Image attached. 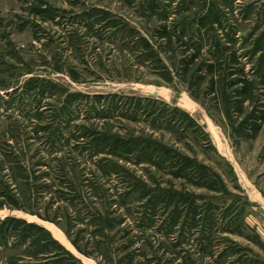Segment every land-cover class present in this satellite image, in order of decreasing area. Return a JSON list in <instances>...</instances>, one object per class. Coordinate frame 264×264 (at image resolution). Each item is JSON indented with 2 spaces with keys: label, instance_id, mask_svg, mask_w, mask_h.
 <instances>
[{
  "label": "rangeland",
  "instance_id": "rangeland-1",
  "mask_svg": "<svg viewBox=\"0 0 264 264\" xmlns=\"http://www.w3.org/2000/svg\"><path fill=\"white\" fill-rule=\"evenodd\" d=\"M155 1L0 0V225L34 223L53 240L42 251L6 232L0 264H264V0ZM101 11L125 25L114 37L84 25ZM164 25L176 27L171 44L156 39ZM220 49L215 96L201 68ZM240 77L254 84L243 103ZM108 94L133 97L148 116L101 126L86 101ZM97 132L167 162L92 157ZM100 159L117 167L97 169ZM177 161L186 177L174 175Z\"/></svg>",
  "mask_w": 264,
  "mask_h": 264
},
{
  "label": "trees",
  "instance_id": "trees-1",
  "mask_svg": "<svg viewBox=\"0 0 264 264\" xmlns=\"http://www.w3.org/2000/svg\"><path fill=\"white\" fill-rule=\"evenodd\" d=\"M150 3V8L153 9L154 3L156 4L155 0H149ZM145 15V14H144ZM163 17H165V14L162 13ZM93 21L91 23H84L86 25V28L91 29V27L94 24H97L99 26L100 31H97L96 34L100 35L103 34L105 36L109 37H114L115 33L118 31L122 30V27L125 26L123 25L122 22L119 20H113L110 19L109 15L106 12H100L98 18L92 17ZM91 19V18H90ZM200 25H205V18L202 17L200 19ZM112 29L115 31L113 32ZM96 30V29H95ZM125 30V28H123ZM106 33H104V32ZM124 33V32H123ZM175 33H176V27L173 32L170 31V29L164 25L162 27H159V29L156 32V39L166 42V44H171L173 40L175 39ZM124 35V34H123ZM127 36V34H126ZM202 37V36H201ZM133 39V38H132ZM125 45H129L128 43L131 44L132 47L135 48H141L142 51H144L145 47L147 48L146 51L147 53L144 54L142 51L139 53V57H145L146 59L149 58L155 59L157 57V52L153 50V44H150L149 42H145V40L140 39L139 41L137 40H130V42H125ZM122 40V41H123ZM128 41V40H127ZM200 56V50L199 48H196V51L194 54L190 55L189 58L185 61V66L182 70L183 74H187L189 71L190 66L194 63V61ZM235 64H237V59L233 58ZM233 63V64H234ZM204 66L201 69L205 70V75L204 77L210 76L211 78L209 79V85L212 91H214L215 96L218 93L217 86L221 82V74L219 73L218 79H216V67L217 69H222L224 65V59H223V51L220 49L218 50V55L213 59L211 63L206 62L203 64ZM239 85V88H237L234 93L237 95L238 101H241V103L248 101L250 98H252V93H253V87L254 84L252 81H250L248 78L245 77H240L235 80V82L232 83L233 86ZM91 101L87 102L86 101V107L85 110L86 112L93 114L95 118H98V120H102L104 123L101 124V126H105V123L111 122L113 118H123L125 120H130L134 121L135 117H137L138 114L140 116H148L147 110L145 108L140 107V102L135 103L132 105L131 103H127V101H133V97L129 98L126 96H119L115 94H108V95H94L91 98H88ZM140 101V100H139ZM237 112H241V106H237ZM260 123L264 121V116H261L259 119ZM260 123L257 124L254 122V125L252 126L253 128V133L256 134L259 131ZM83 131V137L86 135V132H84V128H82ZM106 136V137H104ZM82 137V136H81ZM84 141V140H83ZM91 143V148L90 151H92V157L98 156L99 154H107L109 156H116V157H125L127 155L135 158L138 163L140 162H149L156 168H161L160 164L162 165L164 162L166 163L167 161L165 160V155L164 153H156L155 149H152L148 145H140L139 147L136 146L137 144L133 142L132 140H125L118 138L117 135H108L105 134L103 135L101 132H97L93 138L90 140ZM156 153V155H154ZM162 155V157H161ZM155 157H160L161 160H157V162L153 159ZM179 165V167L176 169V166L171 165L172 169H176V174L177 176H183L186 177L185 174H183L186 169L190 166H187L185 162L182 164L181 162H175V164ZM97 164L95 167L97 169L101 170H109L113 171L112 169H115L117 166L111 163H102L101 159L97 160L95 162ZM55 171L59 175L62 181H66L68 179V175L66 172V167H67V162L65 159H56V164H55ZM104 166V167H103ZM172 171V170H171ZM68 182V181H67ZM71 183V182H70ZM71 185V184H70ZM41 189V188H40ZM73 193L75 191H72ZM5 222H9L12 226L7 225V227H4ZM10 226V227H9ZM4 227V228H3ZM13 232L15 233V238L17 239H25L27 237H33L32 242L37 244H40L39 246L41 247V250L43 249H48V244L53 243L52 239L45 238L41 239L42 237L40 234H46L45 230L38 226L37 224L34 223H26L24 221H21L16 218H6L4 222L0 225V237H4L6 232ZM11 232V233H12ZM41 237V238H40Z\"/></svg>",
  "mask_w": 264,
  "mask_h": 264
}]
</instances>
